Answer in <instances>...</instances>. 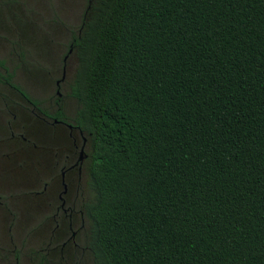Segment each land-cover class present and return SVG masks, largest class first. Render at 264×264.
Returning a JSON list of instances; mask_svg holds the SVG:
<instances>
[{"label": "trees", "instance_id": "16d2710c", "mask_svg": "<svg viewBox=\"0 0 264 264\" xmlns=\"http://www.w3.org/2000/svg\"><path fill=\"white\" fill-rule=\"evenodd\" d=\"M74 47L97 262L264 264V0H89Z\"/></svg>", "mask_w": 264, "mask_h": 264}, {"label": "rangeland", "instance_id": "374dc122", "mask_svg": "<svg viewBox=\"0 0 264 264\" xmlns=\"http://www.w3.org/2000/svg\"><path fill=\"white\" fill-rule=\"evenodd\" d=\"M88 1L0 0V121L9 122L11 127L0 129V182L7 183L16 196V207L11 210L8 196L0 191V203L5 206L0 213V264H65L60 261L59 248L53 252L58 244L50 239L54 223L38 215L41 199L27 193L30 186L47 180L55 149H63L66 144L39 123L20 93L8 85L17 87L30 100L48 99L37 93V81L41 74H47V66L54 64L58 53L56 40L61 35L50 23L65 31V40L59 43L68 46ZM76 68L77 60L71 56L67 61L69 77ZM8 76L7 83L4 79ZM65 104L71 112L75 109L74 100L67 99ZM72 263L99 264L91 251L81 253V259Z\"/></svg>", "mask_w": 264, "mask_h": 264}, {"label": "flooded vegetation", "instance_id": "af4514ba", "mask_svg": "<svg viewBox=\"0 0 264 264\" xmlns=\"http://www.w3.org/2000/svg\"><path fill=\"white\" fill-rule=\"evenodd\" d=\"M50 24L57 34L61 35L56 40L58 53L54 64L47 66L49 69L47 74L45 76L41 74L42 78L37 81L40 87L37 93L48 99L36 102L28 99L20 90L8 86L20 93L25 107L30 109L39 123L47 131L57 133L66 144L63 149L62 146L55 149L47 180L30 186L27 195L41 199L38 215L46 216L55 225L50 239H54L58 244L53 248V252L59 248L61 263L73 264L74 260L81 259V253L85 254L87 251H91L96 260L91 246L93 225L87 212V205L93 200L88 173L90 140L89 135L76 124L79 102L71 94L74 75L69 77L67 73V61L71 56L76 58L74 42L75 37L79 35V29L76 34H70L71 40L66 46L59 43L65 40V31L59 29V25ZM67 99H72L76 103L72 112L65 104ZM0 122V129H11L9 122L5 120ZM11 136L15 138L13 132ZM19 137L26 141L21 134ZM0 191L8 196V208L14 210L16 196L9 191L7 183L0 182ZM4 208L5 206L0 203V213Z\"/></svg>", "mask_w": 264, "mask_h": 264}]
</instances>
